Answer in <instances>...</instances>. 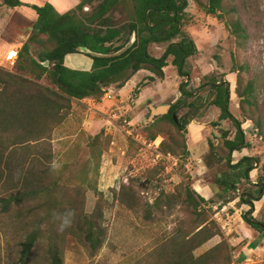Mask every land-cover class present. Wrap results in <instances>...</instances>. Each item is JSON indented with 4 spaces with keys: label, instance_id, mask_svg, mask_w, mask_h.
I'll use <instances>...</instances> for the list:
<instances>
[{
    "label": "rangeland",
    "instance_id": "1",
    "mask_svg": "<svg viewBox=\"0 0 264 264\" xmlns=\"http://www.w3.org/2000/svg\"><path fill=\"white\" fill-rule=\"evenodd\" d=\"M36 1L48 3L49 0ZM226 3L229 9H236V15L230 17H234L232 22L240 20L245 39L238 38L233 28H225L216 17L205 14L194 1H188L182 32L193 40L197 49V54L187 60L188 80L179 77L170 62L162 69L163 79L141 69L134 77L107 85L112 89L111 100H105L102 91L99 97L71 101L67 116L49 133L45 142L10 150L15 161H27L26 165L28 162L34 164L35 158L42 155L51 156L43 166L37 165V169L43 171L35 173L43 186L57 191L56 199L62 197L63 203L60 200L55 203L58 208L74 212L80 218L93 211L100 214L105 240L95 253L83 243L73 224L62 232L56 227L62 264H170L173 252L197 231L202 219L205 223H214L220 231L204 249H211L223 240L230 245L231 256L239 251L241 244L231 245L230 241L237 239L242 231L232 230L230 220L229 233L223 227L227 218L234 214L242 219L249 208L241 205L239 199H247V195L256 197L252 182L258 183L259 178L264 177L261 172L264 164V0H227ZM69 4V0L63 1L60 13L70 10ZM29 8L32 13L7 10L0 0V68L12 73L18 55L13 65L5 56L14 49L19 52L33 33L37 15ZM126 15V12H116L115 23H124ZM51 45L44 36H39L38 43L30 44L31 57L37 59ZM165 47L151 45L148 53L158 59ZM205 75L229 84V111L241 123L245 136L247 148L232 153V164L245 156L259 161L258 172L254 169L249 174L250 184L241 180L226 193L216 181L226 171L227 152L222 133L229 132L228 139L232 140L235 129L230 121H219V111L209 106L208 88L199 89L205 82ZM144 80L147 83H143ZM151 81L154 84L147 87ZM181 82H188V89L193 93L199 90L195 97L200 110L196 111L193 121L204 124L199 144L190 147L187 129L179 132L164 121L154 130H146L151 124L149 110L145 104L141 107L144 103L141 101L150 95L162 104L175 103L180 96L178 86ZM38 83L53 88L44 79ZM249 83L252 96L247 104L242 102L245 99L237 97L236 89L242 91ZM144 88L147 89L141 94ZM205 99L208 100L204 102ZM185 113V109L178 110L174 114L176 122ZM153 132L160 133L156 137L157 148L149 140ZM164 139L168 143L177 141L179 145L184 139L187 157L163 155L159 145ZM4 178L0 180V264H19L21 243L26 235L41 219L49 222L56 218L52 214L48 216L45 207L38 208L42 199L34 196L9 202L5 211L9 195L19 196L33 188L21 187L16 176L8 187ZM195 178L204 180L212 190L210 198L205 199L206 203L200 204L196 212L184 203L187 189L201 196L193 190ZM251 211L252 218L264 223V193L253 203ZM47 222L43 223L40 238L32 248L31 262L34 264H48L46 251L54 231L48 230ZM199 251L195 249L192 255L198 257Z\"/></svg>",
    "mask_w": 264,
    "mask_h": 264
},
{
    "label": "trees",
    "instance_id": "2",
    "mask_svg": "<svg viewBox=\"0 0 264 264\" xmlns=\"http://www.w3.org/2000/svg\"><path fill=\"white\" fill-rule=\"evenodd\" d=\"M188 1L78 0V5L73 10L61 14L48 3L43 6H28L37 15L33 33L18 52L14 72L0 68V180L5 177L4 182L10 187L16 176L17 182L22 183L21 187L33 189L19 196L9 195L3 209L7 211L6 205L11 201L25 200L34 196L42 199V205L38 208L45 207L48 216L52 214L56 219L49 222L41 219L26 235L21 243L19 264H34L31 262L32 248L40 238L41 227L45 222L48 224V230L51 233L54 231L51 234L54 238L49 239L46 251L48 264H62L57 246L56 227L59 224L57 217L66 211L55 204L59 200L63 203L62 197L56 199L57 191L43 186L35 173V171H43L38 170L37 165L43 166L50 161L51 156L42 155L35 158L34 164L28 162L26 165L27 161H15L10 150L12 147L28 144L35 146L45 142L50 136L49 133L67 116L71 101L99 97L102 89L107 87L102 83L125 70H131L132 75L149 66L162 70L168 65L170 58L171 66L175 68L177 75L188 80L190 73L187 70V60L197 54L193 40L182 32ZM192 1L201 7L205 14L221 21L225 28H233V33L238 38H246L240 20L237 18L232 22L234 17L230 16L236 15V9H229L227 0ZM2 4L10 9L24 5L19 0H2ZM85 7L89 10L86 13H84ZM116 12H126L127 20L117 25L114 18ZM131 35H134V43L119 56L106 58L84 54L92 60L89 71L72 70L64 65L66 55L82 54L79 48L102 55L115 53L128 42ZM39 36H44L52 45L34 59L30 55V44L38 43ZM122 38H125L123 43L114 46L115 43L121 42ZM150 45H166L160 58L154 59L149 55ZM43 79L53 88L38 83ZM203 80L205 82L199 89L208 88L209 106L219 111V121L228 120L235 129L232 140L228 139L229 132L222 133L223 147L227 152L224 158L226 171L219 175L216 181L226 193L232 191L241 180L250 184L249 174L258 168L259 161L254 157L245 156L232 164V153L246 149L247 143L241 123L229 111V84L219 82L213 76H204ZM178 91L180 96L170 105L168 114L155 118L146 130L152 131L159 122L165 121L179 132L186 131L189 122L196 118V111L200 110L195 97L199 90L193 93L188 89V82H181ZM236 95L239 99L246 100L242 102L249 104L252 85L247 84L242 91L237 87ZM207 100L205 99L204 102ZM180 109H185L186 113L180 121L175 122L173 114L176 115ZM158 135H160L158 132L150 133L149 140L154 141ZM159 146V151L165 156L186 158L188 155L184 139L180 145L177 141L172 140L168 143L164 139ZM211 152L215 156V153ZM261 172L264 173V164L261 166ZM252 185L255 187L256 197L247 195V199L244 197L239 199L241 205H247L249 208L242 215V220L253 231L264 234V223L250 216L253 203L263 196L264 177L259 178V182ZM184 203L196 212L198 206L205 204L206 200L187 189ZM72 224L75 226V231L80 232L83 243L95 253L105 240L100 214L93 211L90 215L80 218L74 213ZM211 224L205 223V219H202L196 227L197 231L185 241L184 245L180 244L178 250L173 252V261L170 264H231L232 250L223 240L198 257L192 255L195 249L220 235L214 223Z\"/></svg>",
    "mask_w": 264,
    "mask_h": 264
},
{
    "label": "crops",
    "instance_id": "3",
    "mask_svg": "<svg viewBox=\"0 0 264 264\" xmlns=\"http://www.w3.org/2000/svg\"><path fill=\"white\" fill-rule=\"evenodd\" d=\"M19 1H21V3H23L24 5L17 7V8H13L14 11L24 10V11L32 13L33 11L29 7H26L25 5L43 6L46 3V2L39 3L36 0H19ZM44 1H47V0H44ZM63 1L65 2L66 0H49L48 3H50L51 5L53 3L52 6L56 10V12L60 13L63 11L60 9V8H63V7H61V5L63 4ZM69 3H70L69 5H71V7L73 8L74 6H76L77 1L76 0H69ZM8 9L9 8H7V10ZM155 46H157V45H155ZM6 56H5V59H6ZM170 61L171 60H169L168 62H170ZM168 62H167V64H168ZM64 65L66 67L72 69V70L89 71L91 69V66H92V60L90 58H88L87 56H85L84 54H68L64 57ZM170 65H171V63H170ZM142 71H144V70H142ZM232 80H233V77H232ZM143 83H147V80H144ZM152 84H154L153 81H151L150 84H147V85H149L147 87H150V85H152ZM146 89L147 88H144L142 90L141 94L143 92H145ZM141 102H144V103H141V107L145 104V105H147L148 110H149L150 106L155 107V106L166 104V103H163V104L159 103L160 101L155 100V96H152V95H150L149 97H146L144 99V101H141ZM213 109L216 110L215 108H213ZM186 129H187V132H189L188 134H189V138H190L189 139L187 137V139H188L187 145H189L188 147H190L191 145L195 146V145L199 144V142H200L199 139L202 138V130L204 129V124H201L199 122L192 120L186 126ZM189 140H190V142H189ZM53 142L56 143V140H54ZM256 169H257V171H255V172H258L259 169L258 168H256ZM200 179L195 178L193 190L195 192H199L203 199H208V198H210V194H211L212 190H211L210 186L206 182H204V180L202 181ZM252 184H255V183L252 182ZM235 215L236 214H234L230 219V223H231L232 227H234V229H232V230H234L237 233H239V231H242V232L237 239L231 240L230 243H231V245L232 244H241V245H239V251L236 253V255L232 256L231 264H260V263H264V234H258L257 232L253 231L247 224L244 223V221L240 218V216L236 217ZM238 219H240V220H238ZM227 232H228V230H227ZM206 246H207V244L205 243L201 247H199V250H200L199 255H196V256H200L203 253H205L206 251H208L209 249H204ZM193 255H194V253H193Z\"/></svg>",
    "mask_w": 264,
    "mask_h": 264
},
{
    "label": "water",
    "instance_id": "4",
    "mask_svg": "<svg viewBox=\"0 0 264 264\" xmlns=\"http://www.w3.org/2000/svg\"><path fill=\"white\" fill-rule=\"evenodd\" d=\"M133 43V37L130 39V41L127 43V45L125 47H123L122 49H120L119 51L113 53V54H108V55H102V54H97V53H93L90 52L84 48H79V52L82 54H90L91 56H95V57H112V56H119L122 53H124ZM147 69H149L150 71L155 72L161 79H163V72L160 69H157L155 67H147ZM132 75L131 70H125L119 74H116L110 78H108L107 80H105L102 85H112V84H116L119 83L121 81H125L127 79H129V77ZM170 110V104H163V105H159V106H155V107H151L149 108V117H148V122L152 123L153 120L156 117H160L163 115L168 114ZM173 119L176 122V116L173 114Z\"/></svg>",
    "mask_w": 264,
    "mask_h": 264
},
{
    "label": "built area",
    "instance_id": "5",
    "mask_svg": "<svg viewBox=\"0 0 264 264\" xmlns=\"http://www.w3.org/2000/svg\"><path fill=\"white\" fill-rule=\"evenodd\" d=\"M17 55H18V51L17 50L14 49V50L9 51V53L6 56L7 62L13 64L15 59L17 58ZM102 91L104 92V96L103 97H104L105 100H111L112 99L113 95H112V89H110V87H106V88L102 89ZM124 124L126 126H129V123L126 122V121H124ZM128 130L130 131L131 129H128ZM153 144H155L154 145L155 148L158 147L157 139L153 141ZM230 218H231V216L227 218L226 223L224 224V227H223L224 230H225V228L228 227V223H229ZM227 230H228V228H227Z\"/></svg>",
    "mask_w": 264,
    "mask_h": 264
},
{
    "label": "clouds",
    "instance_id": "6",
    "mask_svg": "<svg viewBox=\"0 0 264 264\" xmlns=\"http://www.w3.org/2000/svg\"><path fill=\"white\" fill-rule=\"evenodd\" d=\"M11 65H13V64H11ZM73 217H74V213H72V212H65L64 214L58 216L57 217V219L59 220L58 231L62 232L66 228L71 227L72 222H73Z\"/></svg>",
    "mask_w": 264,
    "mask_h": 264
},
{
    "label": "flooded vegetation",
    "instance_id": "7",
    "mask_svg": "<svg viewBox=\"0 0 264 264\" xmlns=\"http://www.w3.org/2000/svg\"><path fill=\"white\" fill-rule=\"evenodd\" d=\"M76 1H77V4H76V6H77V5H78V0H76ZM76 6H74V7L71 8L70 10H73ZM84 10L89 11V10H88V7H85ZM68 11H69V10H68ZM87 11H86V12H87ZM132 37H133V43H134V40H135V39H134V35H131V37L129 38L128 42L130 41V39H131ZM123 39H125V38H122V39H121V42H119V43H115L114 46L121 45V44L123 43ZM128 42H127V43H128ZM127 43H126L123 47H125V46L127 45ZM133 43H132V44H133ZM131 46H132V45H131ZM131 46H130V47H131ZM157 46H158V45H157ZM123 47H122V48H123ZM130 47H129V48H130ZM122 48H121V49H122ZM129 48H128V49H129ZM119 50H120V49H119ZM119 50H118V51H119ZM111 54H113V53H111ZM149 67H150V66H149ZM145 69H147V68H145ZM174 69H175V68H174ZM147 70L150 71L149 69H147ZM150 72H151V73H154L155 75H157V74H156L155 72H153V71H150ZM132 76H133V75H132ZM157 76H158V75H157ZM205 76H206V75H205ZM130 77H131V76H130ZM158 77H159V76H158ZM212 108H213V107H212Z\"/></svg>",
    "mask_w": 264,
    "mask_h": 264
}]
</instances>
